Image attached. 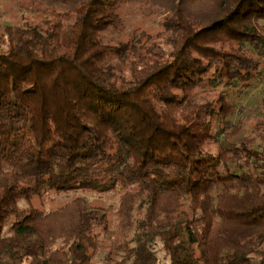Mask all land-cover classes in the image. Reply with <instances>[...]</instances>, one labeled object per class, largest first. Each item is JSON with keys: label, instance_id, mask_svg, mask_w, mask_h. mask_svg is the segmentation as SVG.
<instances>
[{"label": "trees", "instance_id": "obj_1", "mask_svg": "<svg viewBox=\"0 0 264 264\" xmlns=\"http://www.w3.org/2000/svg\"><path fill=\"white\" fill-rule=\"evenodd\" d=\"M28 2L43 25L0 24V264H264V88L249 132L232 103L264 84V0Z\"/></svg>", "mask_w": 264, "mask_h": 264}, {"label": "rangeland", "instance_id": "obj_2", "mask_svg": "<svg viewBox=\"0 0 264 264\" xmlns=\"http://www.w3.org/2000/svg\"><path fill=\"white\" fill-rule=\"evenodd\" d=\"M20 2V3H19ZM0 0V24L1 25H43L45 16L42 14L34 13L35 7L28 2V0ZM121 17L130 33H136L137 35H147L151 37L157 43L160 42L159 37H165L163 21L165 20V14H160L157 8L149 6H141L138 4H128L121 9ZM129 38V35L125 36V40ZM263 68H264V60ZM264 88V84L258 89L247 91L241 98L231 99L237 107V112L240 111V116L244 120L245 126L248 132L255 126L257 120L252 117L258 110L261 102V89ZM152 87H148V91L151 92ZM220 95V89L209 98L218 97ZM248 118V119H246ZM257 143L264 146V129H260L258 134ZM214 146H212L213 148ZM91 203L94 206H101L105 202L107 205L116 203V196L111 194L105 201L99 200L97 197H90ZM69 202L67 197L54 198V194L43 195L42 197H34L29 202L21 201V214L20 217L12 215L8 218L5 224V230H8L16 221L21 219L31 209H39L42 211L55 210L58 207ZM163 256V255H160Z\"/></svg>", "mask_w": 264, "mask_h": 264}]
</instances>
